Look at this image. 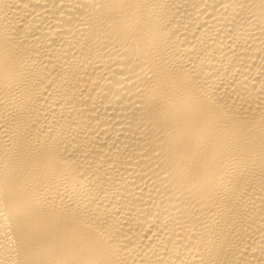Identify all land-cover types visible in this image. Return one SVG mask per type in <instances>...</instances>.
<instances>
[{"label": "bare ground", "instance_id": "6f19581e", "mask_svg": "<svg viewBox=\"0 0 264 264\" xmlns=\"http://www.w3.org/2000/svg\"><path fill=\"white\" fill-rule=\"evenodd\" d=\"M0 264H264V0H0Z\"/></svg>", "mask_w": 264, "mask_h": 264}]
</instances>
